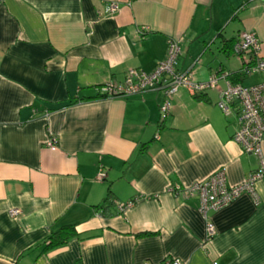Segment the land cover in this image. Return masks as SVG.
<instances>
[{"label":"crops","instance_id":"crops-1","mask_svg":"<svg viewBox=\"0 0 264 264\" xmlns=\"http://www.w3.org/2000/svg\"><path fill=\"white\" fill-rule=\"evenodd\" d=\"M109 2L119 8L106 15ZM242 30L264 51V0H0V264H264V178L258 203L242 193L209 211V241L197 196L168 191L218 168L241 183L257 168L217 106L228 79L201 99L180 87L164 119L160 90L97 89L151 71L175 37L176 68L194 80L236 72L224 43ZM63 225L77 235L42 251Z\"/></svg>","mask_w":264,"mask_h":264},{"label":"built area","instance_id":"built-area-1","mask_svg":"<svg viewBox=\"0 0 264 264\" xmlns=\"http://www.w3.org/2000/svg\"><path fill=\"white\" fill-rule=\"evenodd\" d=\"M117 2H109L105 14L111 15L118 10ZM181 37L169 38L164 58L156 62L155 67L147 72L139 68H130L126 71L124 79L120 82L108 81L97 87L103 97L129 96L148 90H160L164 94V101L160 105L161 119L170 111L169 100L180 87H186L191 93L203 92L217 85L220 78H227V73L220 69L213 72L205 81H197L188 71H179L176 66L181 54ZM232 52L241 62V72L252 78L249 84L244 82L231 83L221 89L217 106L224 115L233 116L237 123L232 139L240 145L242 153L253 154L258 160L255 170L248 173L241 183L227 182L225 170L218 168L209 176L197 180L190 185L182 186L178 183L168 186V191L175 196L183 198L197 196L198 211L205 220L206 241L215 233V228L208 213L218 210L242 193L251 196L254 203L259 198L255 183L264 178V51L261 50L260 41L252 31H240L233 43ZM47 113L45 112V115ZM45 146L50 150L58 148L54 136H48ZM103 174L100 172L99 177ZM118 209L124 211L132 205V201L118 203ZM170 264H182L178 258H170Z\"/></svg>","mask_w":264,"mask_h":264},{"label":"trees","instance_id":"trees-1","mask_svg":"<svg viewBox=\"0 0 264 264\" xmlns=\"http://www.w3.org/2000/svg\"><path fill=\"white\" fill-rule=\"evenodd\" d=\"M235 40V39H234ZM234 40L228 41L224 43V48L227 50L229 49L230 53L232 52V46L234 43ZM227 79L231 83L236 82H245L247 80V77L241 72V69H239L236 72L228 73ZM202 92L196 93L195 96L197 99H201ZM77 235L74 226L73 225H63L58 227L57 229L50 230L49 234L47 235L46 239L41 242L42 243V251H49L56 247H59L63 244H65L70 238Z\"/></svg>","mask_w":264,"mask_h":264},{"label":"rangeland","instance_id":"rangeland-1","mask_svg":"<svg viewBox=\"0 0 264 264\" xmlns=\"http://www.w3.org/2000/svg\"><path fill=\"white\" fill-rule=\"evenodd\" d=\"M252 81V80H251ZM250 80H246L244 83L249 84L251 82Z\"/></svg>","mask_w":264,"mask_h":264}]
</instances>
